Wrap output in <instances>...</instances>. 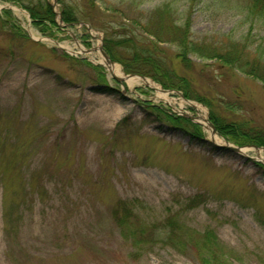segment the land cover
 <instances>
[{"label": "rangeland", "instance_id": "rangeland-1", "mask_svg": "<svg viewBox=\"0 0 264 264\" xmlns=\"http://www.w3.org/2000/svg\"><path fill=\"white\" fill-rule=\"evenodd\" d=\"M47 1L59 26L53 36L23 7L0 0V15L10 11L19 31L0 25V264H200L167 242L172 215L196 234L214 231L231 264H264V163L214 144L190 105L205 111L219 139L243 150L218 131L211 111L264 135V84L216 59L191 55L186 68L177 47L163 44L191 96L145 77L168 94L166 103L157 89L116 82L98 65V47L100 27L171 0H64L78 18L95 15L91 31L86 22L66 25L61 4ZM238 3L177 7L192 11L193 39L212 52L225 35L249 34ZM257 35L264 37L258 22ZM125 204L155 228L142 253L116 224Z\"/></svg>", "mask_w": 264, "mask_h": 264}, {"label": "trees", "instance_id": "trees-1", "mask_svg": "<svg viewBox=\"0 0 264 264\" xmlns=\"http://www.w3.org/2000/svg\"><path fill=\"white\" fill-rule=\"evenodd\" d=\"M4 1L16 3L27 10L33 23L40 26L42 31H48L49 36L54 35L53 27L59 28L54 20L53 7L47 0ZM57 1L61 4L62 20L66 25L81 22H88L91 27L96 25L93 18L95 15L78 18L76 7L66 4L64 0ZM178 1L193 7L201 0H171L150 11L127 13L121 21L110 22L108 26L100 27L104 31L103 46L108 56L120 64L126 74L151 78L165 89L185 91L189 99L191 96L188 81L185 77L178 76L172 63L173 58L162 46L163 44L177 47L178 52L175 58L179 59L186 68L191 64L189 58L191 55L216 59L222 66L236 69L264 84V37L252 36L254 24L258 22L264 25V0H241V4L238 3L240 4L238 9L244 21L252 25L249 34L239 41H234L229 35H225L220 45L216 44L211 48L212 52L210 49L199 47V43L193 39L192 11L179 10ZM10 19V11H4V16L0 15V25L6 26L17 37L19 31ZM100 79H103L102 75ZM194 99L204 101L200 97H194ZM204 102L212 110L210 102L206 100ZM211 119L218 131L235 144L264 147V135L245 132L241 128L242 125L218 117L213 110ZM134 208L131 204L123 205L122 213L116 212L115 219L122 236L132 244L133 248H140L142 253L149 238L152 239L150 242L155 239L151 235V230L155 228H150L141 222ZM177 220L176 216H170L164 229L169 230L167 242L179 253L192 252L193 255L195 253L200 264H231L226 257L227 253L221 251V241L214 231L208 230L206 233L196 234ZM184 228L187 231L186 234ZM190 233L195 235L190 236Z\"/></svg>", "mask_w": 264, "mask_h": 264}, {"label": "bare ground", "instance_id": "bare-ground-1", "mask_svg": "<svg viewBox=\"0 0 264 264\" xmlns=\"http://www.w3.org/2000/svg\"><path fill=\"white\" fill-rule=\"evenodd\" d=\"M98 63L104 65L107 68V70L111 74V77L114 76L120 80H125L126 84L129 87H134L135 85H139L141 83V84H144L145 86H147L149 88L157 89L158 94H159V96H158L159 100L164 101L166 103H170V100L168 99V94L163 93L160 89H158L154 85L153 82H151L149 80H142L141 78H138V77L133 78V79L132 78L128 79V78H126V76L122 73V71L116 65H109L104 58L100 59V61H98ZM190 105L193 106V108H195L199 113V118H197L196 121L199 122L200 124H202V126L205 129H208L209 131H211V129L208 125V122H207L208 119H207V115H206L205 111H202L201 107L199 105L192 104V103ZM212 141L214 144L219 145V146L226 145L225 142H223L221 139H219L216 135H214V136L212 135ZM250 152L255 153V155L253 156L254 160H258V161L264 163V150L255 149V148H245L240 153L244 157L251 158V157H249Z\"/></svg>", "mask_w": 264, "mask_h": 264}, {"label": "water", "instance_id": "water-1", "mask_svg": "<svg viewBox=\"0 0 264 264\" xmlns=\"http://www.w3.org/2000/svg\"><path fill=\"white\" fill-rule=\"evenodd\" d=\"M99 51H100L101 55L106 59V61L108 62L109 65H115L114 62L110 59V57L104 51L103 46L100 47ZM113 78L117 82H123V80H120V79H118V78H116L114 76H113ZM126 78L131 79V78H134V76L133 75L132 76H126ZM142 80H146V78L142 77ZM191 119L193 120V118H191ZM208 123H209L210 128L212 129L213 135L216 134V130H215L213 124L210 121H208ZM222 147L230 149V150L235 151V152H240L241 151V148L232 147L229 144L227 146L225 145V146H222ZM248 147L259 149V147H257V146H248Z\"/></svg>", "mask_w": 264, "mask_h": 264}]
</instances>
